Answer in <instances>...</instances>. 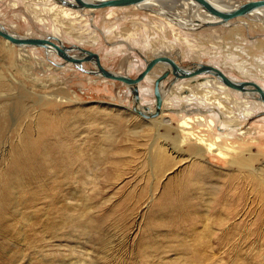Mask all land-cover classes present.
<instances>
[{"label": "rangeland", "instance_id": "1", "mask_svg": "<svg viewBox=\"0 0 264 264\" xmlns=\"http://www.w3.org/2000/svg\"><path fill=\"white\" fill-rule=\"evenodd\" d=\"M49 2L0 0V23L18 35L58 28L63 44L132 77L139 53H167L264 87V29L251 15L186 29L133 6L67 17ZM151 76L138 83L150 108ZM131 100L122 82L0 38V264H264V104L250 99L247 120L227 101L241 128L221 130L231 121L196 104L149 125ZM203 140H220L231 158L197 153Z\"/></svg>", "mask_w": 264, "mask_h": 264}, {"label": "bare ground", "instance_id": "2", "mask_svg": "<svg viewBox=\"0 0 264 264\" xmlns=\"http://www.w3.org/2000/svg\"><path fill=\"white\" fill-rule=\"evenodd\" d=\"M49 1L50 2L48 4L50 6L48 9H55L58 7L60 9H56V10H58L61 15L67 16V17L68 16H79L80 14L83 15V14H85L86 11L92 10V9L72 10V9H69L65 6H61V5L53 2V0H49ZM210 1L212 3H214L215 5H217L218 7H221V8L231 7V6L235 5L236 3H239L237 0H210ZM129 6H133L137 9H143V10L146 9V10L150 11V13H154V14H157V15L164 17L167 23L178 24L179 26L184 27L186 29H188V28L189 29L202 28L205 22L215 20L214 17H212L211 15H208L205 11H203L192 0H145V1H142L138 4L129 5ZM123 7H127V6H123ZM248 16L249 15H247L245 17H248ZM251 16H252V18L257 20L259 22V24H261V26L264 29V8L256 10L255 12H253L251 14ZM231 21H229L226 24H223L222 26L231 25ZM244 24L248 25V22H244ZM218 26H220V25H218ZM209 27H216V26H209ZM10 33L13 35H16V36H30L28 34L27 35L26 34L25 35H18V34L13 33V32H10ZM50 34H52L53 36H56L62 42V39L59 38L60 37V30L58 28H53L51 30ZM3 40L10 43L6 39H3ZM54 42L57 43L55 40H54ZM10 44L12 45V43H10ZM43 49H45V51L48 55H53V52L55 53V50L53 48H43ZM74 51L75 50L70 51V54L73 55L72 52H74ZM78 54H80V53H78ZM78 54H75V55L78 57ZM75 55H73V56H75ZM58 63H60V62H58ZM93 65L95 66L94 63H93ZM61 66H63V65H61ZM154 67H156V68L162 67L160 72L164 71L166 68H169V66L165 63H162V62L156 63L152 67V69L146 74V76L144 78L147 77L146 78L147 80H148V78L150 79L151 74L155 73L154 71H152V70H154L153 69ZM95 69H96V66H95ZM95 69H92V70H95ZM115 72H119V71H115ZM160 72H159V74H160ZM159 74L156 73L154 76H151L153 78L152 82L154 81V79ZM225 74L227 76H229L230 78H233L229 74H227V73H225ZM92 75H96V74H92ZM97 76L104 78L101 75H97ZM171 76H172V74H169L166 78L171 77ZM172 78H173V76H172ZM184 79H187V81H182ZM163 81L161 83L162 105H161L160 114L154 118H143V119L148 120L147 122L149 125H150V122H153L155 124L160 123V125L163 123L166 124L167 123L166 118L160 117L164 111L188 112L187 109L185 108V107H187L186 105H189V104L195 105L196 104L198 107H196L195 109L198 111L213 112L216 116H218V118L220 120H224V119L228 120L229 119L231 121V122L229 121L230 123H228L229 125L227 127H225L224 129H221V130H226V128H229V127L230 128H232V127L241 128V126H239V124H238L239 122H237L238 120L236 119V112L230 108H227L226 102L233 99L232 103L237 104V105L240 103L241 107H242L241 111L243 112L242 114L245 116L244 119H247V120L251 117V115L255 111V110L252 111V109H250V107L253 106V104L250 106V101H249L250 99L257 100L256 102L258 104H262V105L264 104L263 102H261L257 99L258 94L256 92L251 91L250 87H248L245 91H238V90L229 88L228 86L224 85L219 80V78L214 77L210 74H202V76L196 75V76L189 77V78L176 79L174 81L171 80L172 85L169 87H167V86L164 87ZM190 86H192L193 88H191ZM152 88H153V85H152ZM174 88H175V90H174ZM215 88H216V90H215ZM138 89H139V85H138ZM195 90H198V91H195ZM230 92L237 93L240 97V100L234 99L232 97V95H230ZM164 95L165 96L167 95L168 97L165 98ZM139 97H140V94H139ZM180 100L182 102H185V106H182V108L176 109V102H178ZM205 104H206V106H205L206 108L204 107V109L199 106V105H202V107H203ZM139 105H140V107L143 106V104H141V102L139 103ZM150 110H153V106H152V108H150ZM262 113H264V111L261 112V114ZM136 115H138V114H136ZM262 116H264V114H262ZM139 117H141V116H139ZM207 124L214 126L215 122L213 121V119H208ZM186 126H188V125H186ZM242 132L244 133V131L239 130V133H242ZM222 134L225 136L224 133H222ZM204 140H203V142H204L203 147H199L196 149L197 153H199V152L210 153V154L216 153V154H219L222 156H226L229 159L231 158L232 151L223 149L222 144H220L221 139L217 140V142L215 140H214L215 142L214 141L209 142L207 140L206 141H204ZM178 142L179 141H176V140L172 141L173 144H177ZM178 149H180V148H178ZM177 155L183 156V155H185V153H183V154L178 153ZM185 157L191 158V156L188 154ZM199 159L201 160L202 158H199Z\"/></svg>", "mask_w": 264, "mask_h": 264}, {"label": "water", "instance_id": "3", "mask_svg": "<svg viewBox=\"0 0 264 264\" xmlns=\"http://www.w3.org/2000/svg\"><path fill=\"white\" fill-rule=\"evenodd\" d=\"M142 1L145 0H53V2L72 10L123 7L138 4ZM192 1H194L203 11L215 19L213 21L205 22L203 27L223 25L233 19L251 15L256 10L264 8V0H245L226 8L218 7L210 0ZM0 37L8 40L13 45L20 47L30 46L53 48L55 53L63 59V63L70 62L84 73L101 75L106 79L126 84L132 99L131 110L142 118H154L160 114L162 105L161 83L169 74H172L173 76L172 81L196 75L210 74L219 78L224 85L238 91H245L248 87H250L251 91L258 94L257 99L264 103V88L258 82L252 79L230 78L220 68L210 63L194 62L191 66L184 67L166 53L155 54L150 59L144 58L142 53H139V56L144 61V67L136 76L132 77L128 74H122L106 68L102 64L100 56L97 52L83 48L75 43L65 45L56 36H53L50 33H46L44 36H16L11 34L0 24ZM54 40L57 43H55ZM72 50H78L80 56L76 57L71 55L70 51ZM84 61L93 62L96 69H84L82 67V62ZM159 62L167 64L169 68H166L153 81V110H150V108L146 105L140 107L138 83H140L152 67Z\"/></svg>", "mask_w": 264, "mask_h": 264}]
</instances>
